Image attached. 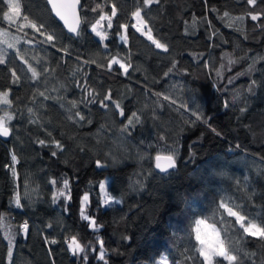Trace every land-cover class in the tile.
I'll list each match as a JSON object with an SVG mask.
<instances>
[{
    "label": "trees",
    "instance_id": "trees-1",
    "mask_svg": "<svg viewBox=\"0 0 264 264\" xmlns=\"http://www.w3.org/2000/svg\"><path fill=\"white\" fill-rule=\"evenodd\" d=\"M81 2L78 37L66 34L46 0H20L15 23L4 19L6 5L0 4V30L8 31L0 36L6 41L0 43V92H9L12 101L0 105V116L8 111L14 117L11 140L0 139V264H9L7 232L14 236L11 264H85V255L86 264H156L165 255L169 264H202L191 231L201 218L215 224L242 257L248 254L243 264H264V240L243 235L234 218L218 209L226 199L249 218L264 220V16L253 21L248 15L264 13V0L255 7L247 0H160L150 7L142 0ZM97 3L109 14L113 4L117 8L113 27L104 22L103 42L91 30ZM138 7L168 51L132 27ZM23 15L43 22L42 31L55 39L19 30ZM124 34L127 43L120 39ZM112 57L130 65L127 74L118 65L109 70ZM109 93L104 108L99 101ZM132 113L139 120L129 125ZM168 152L176 154V168L160 173L154 158ZM108 177V192L120 205L106 208L99 184ZM64 179L71 199L53 202ZM85 193L96 230L81 218ZM24 221L27 234L19 227ZM73 235L84 253L68 250L65 240ZM97 237L105 260L97 258ZM53 239L57 243L46 242Z\"/></svg>",
    "mask_w": 264,
    "mask_h": 264
},
{
    "label": "snow or ice",
    "instance_id": "snow-or-ice-1",
    "mask_svg": "<svg viewBox=\"0 0 264 264\" xmlns=\"http://www.w3.org/2000/svg\"><path fill=\"white\" fill-rule=\"evenodd\" d=\"M160 0H142L144 7H150L154 3H159ZM247 3L253 7L256 6L257 0H247ZM0 4L6 5V11H3V17L5 20L9 21L10 23H15L19 18H21V3L20 0H0ZM47 4L50 5V10L52 13L55 14L56 17L59 18L60 21L63 22V25L67 28L70 33H74L76 35L80 34L81 24L83 22V18L80 15L81 12V0H47ZM100 10L99 18L96 19L95 23L91 25V30L100 38V41L103 42L108 39V32L105 30L106 21V28L111 29L113 27V18L117 15V8L113 4L110 10V14L108 12L103 11V6L99 3L96 4V7L92 9V11ZM2 10V9H0ZM143 9L138 7L134 12H132V17L135 19L136 23L132 25L133 28L137 32H139L142 36H145L147 40L151 41L152 44L155 45L156 48L162 49L164 51H168L167 45L162 43L160 40L156 39L152 34L151 27L148 26V22L145 19L144 15H142ZM227 12L224 13V16H228ZM251 19L256 21L260 19L261 16H264V13H252L249 12ZM23 23L19 24V30H23L24 28H32L34 31L39 32L41 35H45L46 40L52 42L55 39V36L51 33H45L42 29L46 28V25L43 22H37L34 19H30L28 15H23L22 17ZM239 20H243L244 17H237ZM126 32L128 25H120ZM7 33L5 30H0V36H6ZM120 39L127 42V35H120ZM6 41H0V43H4ZM18 42V40H17ZM29 43L31 41H28ZM8 48L15 47V44L8 43ZM107 47V45H105ZM231 62V61H230ZM5 63V57L3 50H0V64ZM27 63V61H25ZM119 65L120 69H123L124 73L127 74L128 68L130 67L129 64L121 62L120 59L116 57H112L107 67L111 70L112 65ZM32 73L33 78H37L40 73L37 72L35 68L29 65L28 69ZM251 70V67H250ZM47 71V70H45ZM171 71V69H169ZM13 76L16 80L19 77H16L15 72H13ZM255 83V82H253ZM41 96L44 95L43 92L40 93ZM91 95V93H90ZM160 95V94H157ZM47 98V97H45ZM165 99H169V97L165 96ZM105 100H111V95L106 94L103 100H100L99 103L102 107L107 108L108 105L104 102ZM115 103V102H114ZM174 103V101H173ZM12 101L9 99V92L4 91L0 92V105H8L11 106ZM73 106H75V102H73ZM227 106V105H226ZM181 107H187V105H181ZM116 108L120 109V115L123 116L124 112L123 109L120 108V104L116 103ZM29 112H32V109H29ZM77 116L81 120L84 119L83 116L80 115L79 112L76 113ZM193 115L196 116L197 120L201 119V116L198 115L196 112H193ZM13 114L5 111L2 116H0V136L7 137L10 135L11 129L9 127V122L13 119ZM133 119L139 120V117L136 113H132V116L128 119V124L131 125L133 123ZM207 123V121H204ZM128 125H125V130L127 129ZM215 131V129H213ZM219 135V133H217ZM39 143L44 144L43 140L39 141ZM57 148H61L62 146L58 141H54ZM53 156L56 155L55 152L52 153ZM155 167L159 169L161 172H168L169 169L176 168V154L174 152H168L167 154L164 153H157L155 156ZM13 165L17 162V157L15 154L12 155ZM97 166L102 167L100 161H97ZM13 176L16 175L15 168H12ZM51 184L55 185L57 183L56 180H51ZM100 190L104 193L103 203L106 205H110L112 203H120L118 199L109 195L106 191V182L101 181L99 184ZM27 195V193H25ZM64 196L66 199H71L70 194V187L68 179H64L63 181V188L59 191L53 193V202L60 197ZM15 203L17 207H21V196L20 193L17 191L15 194ZM89 202V195L85 193L81 198V209L80 214L81 218L84 220L89 221V226L94 230L98 229V225L93 217H90L86 214V206ZM218 209H222L223 213H226L227 217L234 218V223L239 225V228L242 229V234L255 237L260 240H264V220L257 222L255 218H249L246 214H244L240 205L233 204L229 200L223 199L218 204ZM4 217L0 214V226H3ZM20 230L27 234L28 232V222L24 221L20 226ZM51 227V225H49ZM192 234L194 235V239L196 241L195 251L198 253L199 257H202V264H221L216 258H222L223 261H226L227 264H243L244 259L247 258V253L243 254V257L240 255V251L234 249L231 243L226 242L224 238L221 237V232L215 226V224H209L207 219H196L194 221V225L192 227ZM5 239L8 240V259L9 264H11L12 258V248L14 242V236L11 235L10 232L5 234ZM51 244L57 243L56 240L46 241ZM68 246V250L72 252L73 255H79L85 252V245H83L76 235L71 236L65 240ZM97 243L99 244V260H105V248L104 242L102 239L97 237ZM95 250V249H93ZM88 257L85 255L83 260L85 264L87 262ZM187 259H191V257H187ZM107 264V261H105ZM156 264H169L168 257H162L160 260L156 261Z\"/></svg>",
    "mask_w": 264,
    "mask_h": 264
},
{
    "label": "water",
    "instance_id": "water-1",
    "mask_svg": "<svg viewBox=\"0 0 264 264\" xmlns=\"http://www.w3.org/2000/svg\"><path fill=\"white\" fill-rule=\"evenodd\" d=\"M46 3H47V0H46ZM81 6H83V3L81 2ZM49 8H50V5H49ZM82 9V8H81ZM52 13V12H51ZM53 14V16H54V18L55 19H57L58 20V22H60V24H62V26H63V28H64V30H65V32H66V34L67 35H69V36H72V37H78L79 35H76V34H74V33H70L68 30H67V28L63 25V22L62 21H60L59 20V18L58 17H56L55 16V14L54 13H52ZM80 15H81V17H82V13L80 12ZM82 26H83V23L81 24V28H82ZM81 28H80V30H81ZM11 136H12V133L10 132V135H8L7 137H5V136H0V139L3 141V142H9L10 140H11ZM156 168V167H155ZM156 170H158V172H160V173H167V172H161L159 169H157L156 168ZM170 170H172V169H169L168 171H170Z\"/></svg>",
    "mask_w": 264,
    "mask_h": 264
},
{
    "label": "rangeland",
    "instance_id": "rangeland-1",
    "mask_svg": "<svg viewBox=\"0 0 264 264\" xmlns=\"http://www.w3.org/2000/svg\"><path fill=\"white\" fill-rule=\"evenodd\" d=\"M143 15V14H142ZM134 21H135V19H134ZM9 22V21H8ZM136 23V21L134 22V24ZM8 27H10V28H12V26H8ZM6 33H7V35H8V31L6 30ZM124 35H126V34H124ZM145 37V36H144ZM1 38H3L2 36H1ZM4 40V39H3ZM123 43H125L124 41H122ZM127 43V42H126ZM114 65H116V64H114ZM114 65H112V67H114ZM119 66V65H118ZM128 70H129V68H128ZM122 73L123 74H125L124 73V71H123V69H122ZM16 164H17V162L14 164V168H15V166H16ZM105 182H106V191H107V193L109 194V195H111L109 192H108V189H109V186H110V184H111V182H110V177H108V178H106L105 180H104ZM100 193L102 194V197H104V193H102L101 192V190H100ZM89 195V200H90V194H88ZM112 196V195H111ZM104 204V203H103ZM105 205V207L106 208H109L110 206H113V205H120V203H112V204H110V205H106V204H104ZM208 223L209 224H211L209 221H208ZM13 248H12V254H13ZM166 256V255H165ZM164 256V257H165ZM167 257V256H166ZM219 258V257H218Z\"/></svg>",
    "mask_w": 264,
    "mask_h": 264
}]
</instances>
